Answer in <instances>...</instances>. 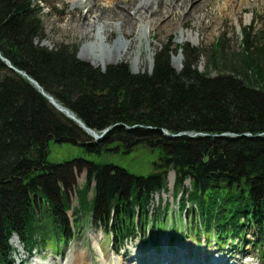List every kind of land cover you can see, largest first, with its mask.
Instances as JSON below:
<instances>
[{
    "label": "trees",
    "instance_id": "trees-1",
    "mask_svg": "<svg viewBox=\"0 0 264 264\" xmlns=\"http://www.w3.org/2000/svg\"><path fill=\"white\" fill-rule=\"evenodd\" d=\"M44 9L40 0H0V264H12L15 236L30 251L47 250L54 238L69 244L84 218L120 248L148 227L158 239L171 202L152 206L157 193L168 192L171 172L174 203L190 233L224 246L253 228L264 252V30L253 36L244 28L237 53L221 38L208 49L166 45L150 73L134 74L124 62L96 68L72 45L44 46ZM181 53L183 69L176 71L172 58ZM2 57L88 128L113 129L95 141ZM162 130L182 135L169 140ZM51 140L96 157L140 147L158 157L148 176L83 158L51 164Z\"/></svg>",
    "mask_w": 264,
    "mask_h": 264
},
{
    "label": "rangeland",
    "instance_id": "rangeland-1",
    "mask_svg": "<svg viewBox=\"0 0 264 264\" xmlns=\"http://www.w3.org/2000/svg\"><path fill=\"white\" fill-rule=\"evenodd\" d=\"M110 1L114 2V4H111L109 0H91L92 5L95 3L93 6L95 10L105 9L104 11L106 14L104 15L105 19L101 20L95 19V15L92 17L89 16L88 19L89 22L93 24L94 27L92 29H94V31L90 29L87 32L76 20L80 15H86L88 10L85 8H78L79 6L77 3L75 5L76 1L40 0L41 6L45 7L43 22L47 39L43 42V45L48 48H53L61 44L72 45L77 50L78 59L82 60L87 58L88 61H82H86L96 68L106 70L108 66L124 62L129 65L134 74H138L144 72L150 73L152 71L154 56L157 51L166 45L170 46L172 49L177 48L178 45L185 44L208 49L218 38H221L229 52L237 53L240 51L239 43L243 36L242 30L244 28L248 29L253 36L264 30V0H232L228 4V7H226L225 4L228 0H203L205 4L201 9L193 12L192 18L187 20L184 26L179 22H175L176 28L170 29L165 26L161 32L159 29L149 30L148 28L147 36L142 39L141 43L137 38L139 32V28L137 27L133 32L128 31L125 33L126 37L124 40L131 42L132 45L126 55H123V57L119 59L118 54H115L108 58V61L104 57L103 60L97 63L98 60L94 58L92 53L102 52L106 49L104 47L95 50L88 49L89 45L96 42L97 29L105 31L109 26L114 28H111L112 33L110 34V38L107 39V42L103 44L104 46L108 45L112 47L117 39L123 38V34L118 29V18L109 21L110 17H108L107 14L116 11L114 13L115 15H121L123 11L124 13H131L132 16L134 15L133 8L128 6V4L133 3L132 0H127V3L122 5H118L115 0ZM164 1L167 2V0ZM187 11H189V6L183 11L177 10L175 14L180 15V13H182L183 15H188L189 12ZM204 17L205 22L201 25V22H198ZM94 23H96V25H94ZM196 23L198 24L194 25ZM159 32L160 34H158ZM181 34L182 36L184 34L186 36L182 38ZM139 43L141 45L140 48H138ZM184 57L183 53H181L172 58V66L176 71H181L183 69ZM205 67L206 58L203 57L200 61L199 69L204 71ZM48 150V162L51 164H60L83 158L97 162L112 163L136 175L142 176H148L154 172L153 164L158 157L156 153H153L146 147H140L129 154L111 153L103 157H96L88 154L82 146L68 142L58 143L55 140L49 142ZM168 180L169 187L167 189L171 191V193H157L160 195H156L154 198L155 202L152 206L154 209L160 205L161 202L162 206L165 207L169 201H173L174 186H171V183L175 181L174 175H169ZM188 182L189 181H187L186 184L189 186ZM84 183L85 172L77 174L76 187L81 188ZM182 195H184L183 191H181L178 196L180 197ZM160 197L162 200L159 199ZM69 198L72 205L77 204V194H75V192L69 194ZM171 211L169 223L165 226L163 231L159 232L158 239H151V228L148 227L146 236L137 234L138 236L136 235V239L130 241L133 239L130 238L125 245L121 247L119 255L125 258V264H136V261H131V259L141 251V248L137 250L139 247L147 248L152 244L151 246L154 247L156 251H159L160 247L164 249L165 245H162V243L165 238L168 239L171 247H174L177 243L193 242L198 246L206 244L210 246L213 251L215 249L214 245H217L219 250L225 251L235 258L242 259L245 264L248 261H251V263L247 264H264L263 247L261 244L255 243L257 240V232H255L253 228H246L247 231L242 239L234 240V242L229 240L224 246H220L217 240L209 238V236L206 237L205 234H202L200 237L195 233H190V228L184 224L183 215L180 214L179 218L178 206L175 203H171ZM68 214L72 218L71 212ZM171 218L173 220L172 224L170 223ZM82 223L79 231L75 233L69 244L62 245L60 241H56L54 238V242L47 246V250H45L47 252L41 249L34 252L29 251L28 248H25V246L19 243L17 237L12 238L11 244L15 248V253L13 254L11 263L20 264L22 260H27L26 264H32L34 257L42 255L44 256L42 264H62L66 262L68 256H72L76 251L87 252L90 264H104L106 260L111 261L114 259V252L117 251L119 246L118 243H114L113 245V238L108 234V231L102 229V227H95L94 224L85 220V218L82 220ZM173 227L175 229H173ZM257 245L259 246L257 247ZM55 246L60 247L62 250H56ZM100 250L103 251V255ZM32 253L35 254L32 255ZM124 253L126 254L125 257L123 256L125 255ZM32 256L34 257L31 258ZM104 259L106 260L104 261ZM149 261H147L146 264Z\"/></svg>",
    "mask_w": 264,
    "mask_h": 264
},
{
    "label": "bare ground",
    "instance_id": "bare-ground-1",
    "mask_svg": "<svg viewBox=\"0 0 264 264\" xmlns=\"http://www.w3.org/2000/svg\"><path fill=\"white\" fill-rule=\"evenodd\" d=\"M73 1H76L75 5L77 3V5L79 6L78 8H83V9L85 8L88 10L86 15H80L76 20L80 23L82 28H85L87 30V32L90 29L94 31V29H92L94 27L93 24L89 22L88 19L89 16L92 17L93 15H95L96 16L95 19L97 20L105 19L104 18V15L106 14V12L104 11L105 9L104 10L98 9L99 11L97 9L95 10L93 7L95 3L93 2L94 4L92 5L91 0H73ZM115 1L118 5L127 3V0H115ZM231 1L232 0H228L225 2L226 7H228V4ZM109 2L111 4H114V2H111L110 0ZM132 2L133 3L128 4V6L133 8L134 11L133 16L131 15V13L130 14L128 12L124 13L123 11L121 12V15H115L114 13L116 11H114V13L107 14L108 17H110L109 21L118 18L119 21L118 29L123 34V38L117 39L114 46H112L113 48L108 45L104 46L103 44H105L107 42V39L110 38V34L112 33L111 28L112 29L114 28L112 26L109 27L107 26L108 28L107 29L105 28L106 29L105 31L102 30L103 32L101 31V29L96 30L97 31L96 42L89 45L88 49L95 50V49H99L100 47L106 48L102 52L99 51L96 53H92L94 58L98 60L97 63H99L100 60H103L104 57L107 60L112 55L118 54V58L121 59L123 55H126L128 53V51L132 46L131 42H127L124 40V38L126 37L125 33H127L128 31L133 32V30L137 29L138 27L139 32L137 38L141 43L142 39L147 36L148 28L149 30L159 29V31L161 32L163 31V27L165 26L167 28L169 27L170 29L176 28L175 22H179L182 26H184L186 24V21L192 18L193 12L201 9L202 6L205 4L203 0H167V2H165L164 0H132ZM188 6H189V11H187L189 12L188 15H183L182 13H180V15L175 14L177 10L183 11ZM204 20L205 17L201 18L198 23L201 22V25H203L205 22ZM198 23L194 25H197ZM94 25H96V23H94ZM160 32L158 34H160ZM185 36H186L185 34L183 36L181 34L182 38ZM140 43L138 48H140L141 46ZM82 60L88 61L87 58H84ZM136 237H134L130 241L136 239ZM151 245H149L147 248L139 247V249L137 250H140L141 248V251H139L137 255L132 257L131 261L135 260L136 264H146V262L149 261V259L150 261L147 264H245L244 261H242V259L235 258L230 254H228L227 252L219 250L217 245H214L215 249L213 251L211 250V247L206 244H203L202 246H198L193 242L177 243L175 244L174 247H171L170 242L166 238L163 240L162 243V245H165L164 249L160 247V250L156 251V249ZM40 249L42 251H45L44 248L37 247L35 250H33V252L36 250L38 251ZM100 252L103 255V251L100 250ZM35 253H32V255ZM123 256L125 257L126 254ZM33 257L34 256H32L31 258ZM33 260L34 261L32 264H42V262L44 261V256L38 255V257H34ZM105 260L106 259H104V261ZM124 260L125 258H122L121 255H118V257H115L111 261L106 260V262L108 263L104 262V264L105 263L125 264ZM26 263L27 260H22L20 264H26ZM247 263H251V261H248ZM62 264H90V259L87 256V252L85 253L83 251L80 252L76 251L72 256L70 257L68 256L66 262Z\"/></svg>",
    "mask_w": 264,
    "mask_h": 264
},
{
    "label": "water",
    "instance_id": "water-1",
    "mask_svg": "<svg viewBox=\"0 0 264 264\" xmlns=\"http://www.w3.org/2000/svg\"><path fill=\"white\" fill-rule=\"evenodd\" d=\"M2 60L5 62L6 66H8L11 70L21 74L22 76H24L27 80H29L34 86L35 88L45 97L49 100V102L52 104V106L60 113H62L63 115H65L67 118L71 119L72 121H74L80 128H82L88 135H90L92 138H94L95 141H100L107 133H109L113 128H108L106 130H104L102 132V134H98L97 132H95L94 130L88 128L70 109L64 107L63 105L59 104L55 98L53 96H51L50 94L46 93L43 88L40 86V84L38 82H36L33 78H31L30 76H28L26 73L19 71L18 69H16L11 63L10 61H8L5 58H2ZM134 129V127H128V131H132ZM163 136L166 139L169 140H174L176 138H178L179 136H181L182 134H170L168 131L166 130H162ZM186 134V133H183ZM200 134H193L190 135L191 137H196ZM221 136H233L236 137L238 135H233V134H223ZM175 176V175H174Z\"/></svg>",
    "mask_w": 264,
    "mask_h": 264
}]
</instances>
